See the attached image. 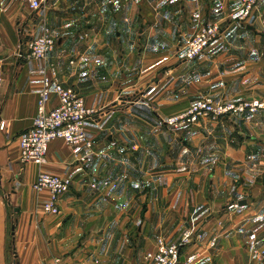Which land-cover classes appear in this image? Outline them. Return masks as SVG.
Here are the masks:
<instances>
[{
	"label": "crops",
	"instance_id": "crops-1",
	"mask_svg": "<svg viewBox=\"0 0 264 264\" xmlns=\"http://www.w3.org/2000/svg\"><path fill=\"white\" fill-rule=\"evenodd\" d=\"M43 1L36 12L0 0V264H148L156 238L178 243L184 229L202 234L201 246H181L194 264H264V112L163 123L203 97L264 98V0L244 21L240 0H164L174 6L156 14L150 0L137 11L135 0ZM42 21L58 33L53 51L17 58ZM215 22L220 35L186 61L187 40ZM49 65L95 112L84 125L92 149L74 155L56 139L39 168L20 161L18 136ZM40 171L71 180L59 215L36 211L49 196L33 190Z\"/></svg>",
	"mask_w": 264,
	"mask_h": 264
},
{
	"label": "built area",
	"instance_id": "built-area-1",
	"mask_svg": "<svg viewBox=\"0 0 264 264\" xmlns=\"http://www.w3.org/2000/svg\"><path fill=\"white\" fill-rule=\"evenodd\" d=\"M31 11L43 8V0H21ZM258 0H241V14L239 19L244 21L255 10ZM260 33L264 35V19L260 20ZM218 23H205L187 40L183 49L184 59L195 60L215 41L221 33ZM55 31L51 30L45 21L40 22L39 33H27V39L21 43L17 51V58L21 60H45L55 47ZM54 103L55 105L51 106ZM37 113L32 125L18 136L20 161L31 163L39 168L45 160L48 145L56 139L62 140L72 150L74 155L92 149V141L84 132L85 121L95 112L88 108L81 95L74 89H66L61 84L55 67L49 65L44 68ZM264 112V99L248 100L233 103L215 102L209 97H203L193 102L189 108L181 113L168 117L163 121L169 129L187 128L197 124L204 118L218 120L220 117L258 114ZM4 124L0 123V128ZM71 188V180L54 176L45 172H38L33 190L37 193L46 191L48 198L37 204L36 211L43 215L56 216L60 213L58 206L60 198ZM238 207L237 204L228 207L229 210ZM215 239L208 240L206 247L212 248ZM202 245V234L199 231L190 233L187 229L181 234L178 243L167 241L164 237L156 238L155 250L144 257L148 264H194L197 254L183 255L181 246Z\"/></svg>",
	"mask_w": 264,
	"mask_h": 264
},
{
	"label": "rangeland",
	"instance_id": "rangeland-1",
	"mask_svg": "<svg viewBox=\"0 0 264 264\" xmlns=\"http://www.w3.org/2000/svg\"><path fill=\"white\" fill-rule=\"evenodd\" d=\"M241 1V0H240ZM142 4V1H139V0H135V11H137L138 8H140V5ZM257 5V4H256ZM169 6H174L172 2H166L164 0H150L149 1V10L151 12H153L154 14H156L159 10L161 11H164L165 9L167 10V8ZM122 8H124V6H122ZM174 7H171V10L173 11ZM110 10V7L109 6H103L102 7V12L104 13L105 11H109ZM247 19V18H246ZM217 23V22H215ZM214 23V24H215ZM38 31V30H37ZM55 31V30H54ZM58 35V33L56 32L55 35H54V38H56ZM264 99V98H263ZM244 101V100H243ZM245 101H248V100H245ZM218 103V102H217ZM173 130V129H172ZM237 204V203H236ZM238 205V204H237ZM231 206V205H230ZM229 206V207H230ZM239 206V205H238ZM238 208V207H236ZM229 210V209H228ZM231 210H235V208H232ZM230 211V210H229ZM215 226L216 228H221L220 230H222V228L224 227V217H220V218H217L215 224L213 225ZM214 227V229H215ZM183 232V231H182ZM181 232V233H182ZM163 238V237H162ZM165 238V237H164ZM209 247V246H208Z\"/></svg>",
	"mask_w": 264,
	"mask_h": 264
},
{
	"label": "water",
	"instance_id": "water-1",
	"mask_svg": "<svg viewBox=\"0 0 264 264\" xmlns=\"http://www.w3.org/2000/svg\"><path fill=\"white\" fill-rule=\"evenodd\" d=\"M245 204H246V202H244V201H239V202H238V205H239V206H243V205H245ZM14 229H15V226L12 225V226H11V233L14 232Z\"/></svg>",
	"mask_w": 264,
	"mask_h": 264
}]
</instances>
